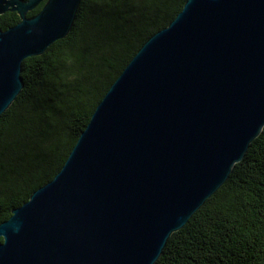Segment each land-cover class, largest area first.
Returning <instances> with one entry per match:
<instances>
[{
  "label": "water",
  "instance_id": "obj_1",
  "mask_svg": "<svg viewBox=\"0 0 264 264\" xmlns=\"http://www.w3.org/2000/svg\"><path fill=\"white\" fill-rule=\"evenodd\" d=\"M0 0V118L82 0ZM264 129V0H187L97 105L64 166L0 223V264H155Z\"/></svg>",
  "mask_w": 264,
  "mask_h": 264
},
{
  "label": "trees",
  "instance_id": "obj_2",
  "mask_svg": "<svg viewBox=\"0 0 264 264\" xmlns=\"http://www.w3.org/2000/svg\"><path fill=\"white\" fill-rule=\"evenodd\" d=\"M186 1L82 0L68 35L24 59V87L0 118V223L57 175L111 85ZM20 21L8 10L0 29ZM155 264H264V129Z\"/></svg>",
  "mask_w": 264,
  "mask_h": 264
}]
</instances>
